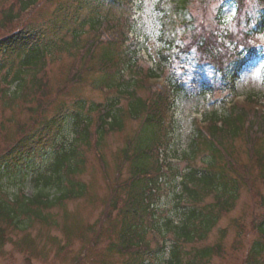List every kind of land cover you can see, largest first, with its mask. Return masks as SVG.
I'll return each instance as SVG.
<instances>
[{"label":"trees","instance_id":"1","mask_svg":"<svg viewBox=\"0 0 264 264\" xmlns=\"http://www.w3.org/2000/svg\"><path fill=\"white\" fill-rule=\"evenodd\" d=\"M132 1L72 0L66 6L59 4L51 17L27 20L13 30H9V26L15 19L29 13L39 0H16L0 12V71L4 72L1 82L6 86L16 84L11 93L13 96L19 97L20 89L30 81L40 89L42 83L38 82L36 72L44 65L48 49L54 45L47 34L59 32L71 23L67 21H77L72 30L66 29L75 46L84 33V26L88 28L84 34H92L80 47L87 52V60L99 47L97 66L103 73L95 83L98 89L112 93L102 102L86 103L79 98L71 106L60 103L49 117H44L45 104L38 101L34 109L35 120L30 125L18 127L16 138L0 150V178L37 149L48 145L53 147L54 153L47 166L33 174L31 179L36 190L31 197L17 193L11 199L0 198V219L24 228L22 225L29 220H45L47 216L43 209L82 195L85 185L74 181V177L84 167L83 151L92 143L99 146L105 135L121 131L125 120L133 119L138 121V127L119 152L120 161L127 166L128 177L120 186L122 194L115 188L108 202L106 215L115 210L118 221L115 240L108 243V250L125 257L124 264H153V259H157V264H208L212 255L219 252L220 245L192 246L207 238L221 216L234 205L241 181L246 182L236 161V140L244 144L264 184V103L259 102L255 94H249L241 104H230L203 115V119L193 124L189 144L181 155L187 162L185 167L181 171L173 169L171 162L176 156L167 157L172 140L171 122L175 101L184 87L172 75L165 76L162 82L159 80L164 77L162 73L175 50L183 54L189 49H179L175 35L166 33L164 22L177 17L181 26L189 23V0H158L156 7L162 12L159 18L161 46L157 51L159 62L157 68L146 70L138 63L133 50L136 45L129 41L132 33L129 16L122 13L113 18L101 15L104 5L121 8ZM234 1L240 16L246 11L242 8L243 0ZM259 2L251 13L253 16L246 14V29L237 33L248 43L264 31V0ZM220 9L221 6L217 11ZM82 10H87L88 14L79 18ZM218 12L215 19L220 23ZM214 29L204 31L202 28L199 34L190 38V43L198 55L211 62L214 73L220 77L219 90L233 93L242 68L260 52L247 42L238 44L237 34ZM226 41L235 44L231 50ZM222 51L226 56L228 54L227 58L223 57ZM81 73L80 69H71L66 84L78 80ZM140 89L146 95H140ZM0 92L6 94L5 89ZM11 94L9 97H13ZM67 127L71 128L72 137L69 142L61 141ZM168 168L169 174L179 178L175 199L183 213L179 223L169 218L163 223L165 233L170 234L169 245L164 235L160 237L163 230L156 225L154 217L155 194ZM51 190L58 194L54 199H49ZM150 229L154 231L153 236L161 240H157L154 247L145 239ZM255 229L258 238L248 253V260L253 264L259 263L264 254V217L256 222ZM164 254L167 256L160 260L159 256Z\"/></svg>","mask_w":264,"mask_h":264},{"label":"rangeland","instance_id":"2","mask_svg":"<svg viewBox=\"0 0 264 264\" xmlns=\"http://www.w3.org/2000/svg\"><path fill=\"white\" fill-rule=\"evenodd\" d=\"M71 1L39 0L29 13L15 19L9 30L19 28L27 20L51 17L59 4L66 6ZM15 2L16 0H0V12L7 10ZM157 2L158 0H133L127 7H121L122 9L116 6L110 8V5H104L101 9V15L109 18L119 13L129 16L132 32L129 41L132 40V44L136 45L133 50L142 70L158 67L157 51L161 46L159 36L162 26L159 18L162 12L156 7ZM259 4V0H243L242 8L246 13L238 16L234 0H189V23L181 26V20L177 17H170V21L164 22V26L167 25L166 33L168 36L175 35L179 49H189L183 54L176 49L171 62L162 73L164 78L168 75L178 78L184 87L175 101L171 122L172 140L167 157L176 156L171 162L173 169L181 171L185 167L187 162L181 155L189 144L193 124L199 122L201 116L213 110H222L225 103L241 104L243 98L249 94H255L259 97L257 100L264 103V31L249 43L237 34L246 29L245 17L252 15ZM217 12L220 23L215 19ZM87 14V10H82L79 18ZM67 22L71 23L59 32L47 34L54 45L48 49L42 68L36 72L38 82L42 83L40 89L30 81L20 89L19 97H15L11 93L16 84L6 86L1 82L4 72L0 71V89L6 90L5 95L0 92V150L16 138L18 127L30 125L35 120L34 109L38 101L45 104L44 117H49L60 103L71 106L79 98L86 103L102 102L111 93L109 90L98 89L95 83L103 73L97 66L99 47L94 50L89 60L86 58L87 52L80 47L92 34L85 35L88 28L84 26V33L78 46H75L69 31L77 26V21ZM202 28L204 31L216 28L217 31L237 34L238 44L247 42L260 52L242 68L233 93L219 90L220 77L214 73L211 62H206L198 55L190 43V38L199 34ZM226 42L230 44L229 41ZM188 44L191 47L187 48ZM234 45L230 44L229 50ZM221 54L224 58L228 56L223 51ZM73 68L82 70V73L78 80L69 85L66 84L67 77ZM138 92L142 96L146 95L143 89ZM10 94L13 97H9ZM137 127L138 121L126 119L124 128L105 135L99 146H94L91 142L90 148L83 151L84 167L74 177V181L85 185V191L80 196L65 199L55 206L43 209L47 216L45 220L32 219L22 225L24 228H17L0 219V264H124L125 257L108 250V243L115 240L118 221L115 210H111L110 215L106 213L115 188H119L121 194L123 192L120 186L124 184L128 174L127 166L120 161L119 152ZM71 137V128L67 127L60 140L69 142ZM94 139L95 136L93 141ZM234 152L236 161L241 166L240 173L244 174L242 177L246 182L241 181L234 205L221 216L207 238L192 246L200 248L216 243L220 245L219 252L212 255L208 264H253L248 260V253L254 240L258 238L256 222L264 217V184L259 178L257 165L250 160L242 141H235ZM53 153V147L48 145L37 149L0 178V198L11 199L17 193L31 197L36 190L31 178L47 166ZM167 157L165 156L166 160ZM169 170L170 168L161 177L154 199L156 225L163 230V234H159L160 237L164 235L167 245L170 244V234L165 233L163 223L167 218L179 223L183 217L182 209L175 199L179 178H174ZM49 195V199H54L58 194L51 190ZM153 232L150 229L145 235L152 247L158 240ZM166 256L160 255L159 258L164 260ZM153 264H157V259H153ZM257 264H264V254Z\"/></svg>","mask_w":264,"mask_h":264}]
</instances>
